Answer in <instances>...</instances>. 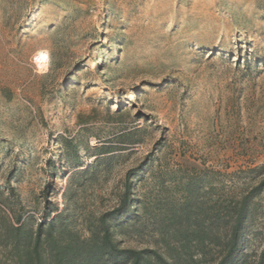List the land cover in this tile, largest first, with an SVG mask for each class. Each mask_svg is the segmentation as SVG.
<instances>
[{"label":"rangeland","instance_id":"obj_1","mask_svg":"<svg viewBox=\"0 0 264 264\" xmlns=\"http://www.w3.org/2000/svg\"><path fill=\"white\" fill-rule=\"evenodd\" d=\"M63 139L106 161L73 179ZM192 168L235 194L264 179V0H0V186L14 171L33 212L72 187L98 214L129 172L147 202Z\"/></svg>","mask_w":264,"mask_h":264},{"label":"trees","instance_id":"obj_2","mask_svg":"<svg viewBox=\"0 0 264 264\" xmlns=\"http://www.w3.org/2000/svg\"><path fill=\"white\" fill-rule=\"evenodd\" d=\"M60 145L61 164L74 170L73 179L106 161L103 147L86 165L79 146L65 139ZM185 172L168 176L173 188L163 184L165 192L147 202L135 196L129 172L118 205L95 214L81 208L72 187L63 208L51 204L49 185L42 210H28L11 184L13 171L0 186V264H264V246L259 254L248 251L264 179L235 194L211 170Z\"/></svg>","mask_w":264,"mask_h":264}]
</instances>
